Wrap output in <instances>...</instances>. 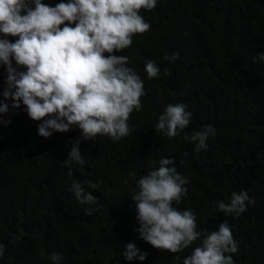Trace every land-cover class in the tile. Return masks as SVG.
<instances>
[{
  "label": "trees",
  "instance_id": "1",
  "mask_svg": "<svg viewBox=\"0 0 264 264\" xmlns=\"http://www.w3.org/2000/svg\"><path fill=\"white\" fill-rule=\"evenodd\" d=\"M44 2L54 6L59 0ZM140 14L149 30L135 34L131 46L117 54L128 56V66L143 80L142 107L130 114L131 131L119 141L98 135L81 142L83 167L65 164L70 141L80 137L78 128L45 138L24 106L11 108L7 101L10 111L0 114L10 120L0 122V243L5 245L0 264H51L53 252L62 254L63 264H183L199 241L171 253L134 230L129 194L165 156L189 178L188 195L174 206L192 209L198 230L213 231L226 221L238 244L231 254L234 264H264V61L253 60L264 52V0H158ZM172 53L179 58L164 59ZM147 60L159 65L160 75L147 77ZM165 68L170 75H163ZM5 77L0 67V93ZM170 103H183L192 113L173 139L154 127ZM208 125L216 135L207 149L195 151L184 135ZM74 180L99 206L78 203L68 190ZM241 190L254 202L239 217L215 208L214 201L227 202ZM86 207L94 209L91 215ZM128 242L148 253L144 261L125 260L122 246Z\"/></svg>",
  "mask_w": 264,
  "mask_h": 264
},
{
  "label": "clouds",
  "instance_id": "2",
  "mask_svg": "<svg viewBox=\"0 0 264 264\" xmlns=\"http://www.w3.org/2000/svg\"><path fill=\"white\" fill-rule=\"evenodd\" d=\"M157 3L59 0L52 6L44 0H0V67L6 72L0 114L10 111V99L11 108L24 106L29 118L39 122L38 135L45 138L78 128L80 137L70 141L66 165L83 167L87 163L80 150L82 141L95 140L98 135L113 141L127 136L131 131L130 114L141 109L145 90L140 75L128 66V56L117 53L131 46L135 34L149 30L150 23L140 9L150 11ZM178 58L179 53L164 57L173 62ZM253 60L264 61V52ZM144 70L149 79L161 74L154 60H147ZM163 75H170L167 68ZM191 118L185 104L170 103L154 127L162 136L173 139L184 132ZM0 122L10 120L0 117ZM215 135L216 129L208 125L191 135L185 133L184 139L200 151L208 148L209 137ZM158 164L135 182L129 194L139 238L171 253L182 252L199 241L183 258V264H234L231 254L238 251V244L228 223L221 222L213 231L198 230L194 211L174 206L188 195L189 178L178 172L172 157H161ZM72 174L69 167L68 176ZM68 190L79 204L99 206L97 197L86 191L83 183L74 180ZM253 202L248 192L241 190L233 191L227 202L217 200L213 204L219 212L235 218ZM93 210L85 209L88 215ZM122 247L127 261H144L148 255L135 242ZM4 253L5 245L0 243V258ZM41 255H45L43 250ZM48 259L51 264H63L64 257L53 252Z\"/></svg>",
  "mask_w": 264,
  "mask_h": 264
}]
</instances>
